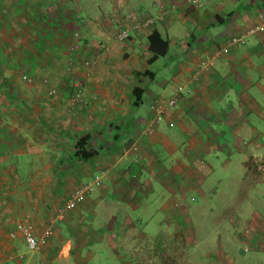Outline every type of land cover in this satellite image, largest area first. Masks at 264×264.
I'll list each match as a JSON object with an SVG mask.
<instances>
[{
	"label": "crops",
	"instance_id": "1",
	"mask_svg": "<svg viewBox=\"0 0 264 264\" xmlns=\"http://www.w3.org/2000/svg\"><path fill=\"white\" fill-rule=\"evenodd\" d=\"M17 1L0 0V264H89L99 245L129 264L136 238L160 214L162 230L175 224L190 237L193 192L211 215L207 198L216 195L210 183L217 169L238 164L240 176L255 188L264 185L246 166L264 158V33L215 55L264 21V0H43L21 8L24 22ZM92 15L91 27L78 23ZM148 17L160 19L124 42L112 38L115 21L132 28ZM155 29L169 49L150 63ZM90 60L95 64L87 66ZM148 70L153 75L141 74ZM178 86L185 93L148 134L152 105L169 100ZM136 87L144 90L140 100ZM82 139L94 152L89 160L77 156ZM98 176L103 185L91 199L60 216L69 195ZM218 201L231 204L220 194ZM239 214V221L247 217ZM251 219L254 252L264 254V225L259 215ZM18 223L34 226L38 250L20 233L10 237ZM230 232L239 241L236 229ZM228 236L221 231L208 252L228 255Z\"/></svg>",
	"mask_w": 264,
	"mask_h": 264
},
{
	"label": "rangeland",
	"instance_id": "2",
	"mask_svg": "<svg viewBox=\"0 0 264 264\" xmlns=\"http://www.w3.org/2000/svg\"><path fill=\"white\" fill-rule=\"evenodd\" d=\"M5 1L7 3V0ZM37 1L43 2V0L17 1L18 6L20 7V22L21 20L24 22L26 19L21 8L25 10L27 8L25 6H29L28 3ZM88 1L93 5V0ZM2 6L6 7V5L3 4ZM94 19L95 17L92 15L89 19L78 17L77 20L78 23L84 21L83 23H80V25L84 24L86 25L85 27H91L89 24L94 23ZM87 20H89V24H86ZM117 24L122 25L118 21H115L112 24V38L114 39H116L115 26ZM4 31L5 34H8L7 29ZM183 35V33H180L179 37H183ZM10 38L11 37L8 36L6 37L8 42L10 41ZM73 38L78 41V44L80 43L76 50L78 52L85 50L81 48L84 45L81 39L82 34L79 29L73 31ZM97 44L102 50L108 49L107 44L104 42L98 41ZM144 106H147V104ZM209 160L210 157L207 161ZM215 168H217V166ZM241 173L238 164L227 172L219 171L218 169L216 170V173L212 176V182L210 183L211 187H215L216 195L214 194V197L211 199L212 201L207 198L208 204L213 207L211 215H204L205 200H203L201 195L197 192H191L192 194L190 196L189 204L190 209L192 210L191 220L192 223H194L195 228L192 232H189L190 237H188V233L185 234L178 232L175 224L162 230L164 224L159 221L166 219L165 216H160V214L153 218L146 226V232L151 236L143 234L136 238L135 249L126 257L131 262L129 264H264V254L254 252V220L251 219L253 215H259L261 219L260 221L264 225V185L255 188L250 184L248 176H240ZM250 175L253 177L251 173ZM225 177L228 180L219 179ZM204 184L207 187L209 185V180L204 182ZM219 194L223 196L224 201H222V203L225 202L227 204L229 202L231 204L222 206L218 201ZM192 197L194 198L193 200ZM90 199L91 198H88V200ZM215 203L221 207L216 208ZM239 213H246L247 217H243L242 220L239 221ZM236 215H238L236 222H230V220ZM180 226L182 227L183 224L180 223ZM223 227L225 228L222 229ZM158 229H161L162 231L160 232ZM233 229H236V233L240 238L239 241H234L232 239L234 235L230 230ZM221 231H227L228 235L229 233L232 235L228 236L230 237L228 239L232 240L231 248L232 251L235 248V255L232 254L231 250L228 255H219L208 252L214 249L216 240L220 239L219 236ZM199 238L200 242L198 243L199 246H197V240ZM220 242L224 244L223 240H220ZM204 246H206V248ZM99 249V254H97L89 264H122V262H120L112 253H107L101 245H99Z\"/></svg>",
	"mask_w": 264,
	"mask_h": 264
},
{
	"label": "built area",
	"instance_id": "3",
	"mask_svg": "<svg viewBox=\"0 0 264 264\" xmlns=\"http://www.w3.org/2000/svg\"><path fill=\"white\" fill-rule=\"evenodd\" d=\"M182 3H188L191 5H198L202 3L203 0H179ZM160 18L148 17L144 19L138 20L136 24L132 26V28L124 27L123 25L117 24L115 26V38L120 42H124L128 40L131 36V31L140 29L142 27H148L152 24H155L159 21ZM264 33V21L261 23H256L248 26L243 32L239 35L232 36L228 44L224 47L219 48L215 55L220 56L222 54H227L230 50L231 46L239 45L244 43L249 37L263 34ZM95 60L86 61V65L95 64ZM23 79L32 82V78L30 76H23ZM184 92V88L182 86L177 87L175 94L166 102L156 101L152 107V123L147 128V133L151 134L153 125L160 123L162 117L166 113L167 108L174 107L177 104L179 96H181ZM83 90L81 86L77 88L76 98L80 99L82 97ZM103 185V176H98L89 179L85 183L81 184L77 187L68 197L66 204L64 207L58 210V214L60 216L66 215V213L75 210L82 202H84L87 197L92 194L97 188H100ZM20 233L24 236L27 241V244L31 250H38L41 244L40 239L34 233V227L31 224L27 223H18L16 226V230L10 233L11 238H15L17 234Z\"/></svg>",
	"mask_w": 264,
	"mask_h": 264
},
{
	"label": "trees",
	"instance_id": "4",
	"mask_svg": "<svg viewBox=\"0 0 264 264\" xmlns=\"http://www.w3.org/2000/svg\"><path fill=\"white\" fill-rule=\"evenodd\" d=\"M148 40L150 42V51L153 54L152 58L149 60L150 63H153L158 58L167 54L169 49V40L167 38H164L158 30L155 29L149 35ZM141 74L153 75V72L148 70ZM143 91L144 90L141 87H136L134 89V94H136L137 99L140 100L142 98ZM139 100H137V102H139ZM84 143L85 139H82L78 142V151L76 153L77 156L81 158V160H89L93 156L94 152L92 150H86L84 148ZM246 166L248 168V173H251L254 179H256L258 182L264 184V158L261 160L251 158L249 161L246 162Z\"/></svg>",
	"mask_w": 264,
	"mask_h": 264
}]
</instances>
